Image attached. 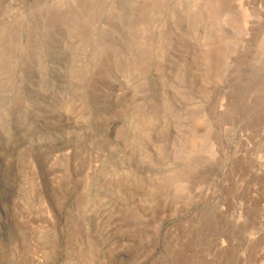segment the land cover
Here are the masks:
<instances>
[{
	"label": "rangeland",
	"instance_id": "rangeland-1",
	"mask_svg": "<svg viewBox=\"0 0 264 264\" xmlns=\"http://www.w3.org/2000/svg\"><path fill=\"white\" fill-rule=\"evenodd\" d=\"M0 264H264V0H0Z\"/></svg>",
	"mask_w": 264,
	"mask_h": 264
}]
</instances>
